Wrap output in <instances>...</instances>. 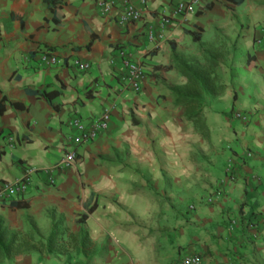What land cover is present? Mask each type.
<instances>
[{"label": "crops", "instance_id": "obj_1", "mask_svg": "<svg viewBox=\"0 0 264 264\" xmlns=\"http://www.w3.org/2000/svg\"><path fill=\"white\" fill-rule=\"evenodd\" d=\"M57 2L0 0V180L25 165L51 167L75 133L73 116L106 112L107 128L76 148L75 168L53 174V186L36 173L21 198L0 203L10 233L44 243L57 232L60 251L0 264H174L192 254L200 264H264V43H254L264 0H199L158 43L146 42L145 25L174 0H147L144 18L123 25L95 0ZM118 49L143 68L138 93L109 64ZM44 52L57 63L42 66ZM205 55L216 57L223 90L203 98L200 131L172 88L186 82L178 64ZM77 59L89 70L79 72Z\"/></svg>", "mask_w": 264, "mask_h": 264}, {"label": "built area", "instance_id": "obj_2", "mask_svg": "<svg viewBox=\"0 0 264 264\" xmlns=\"http://www.w3.org/2000/svg\"><path fill=\"white\" fill-rule=\"evenodd\" d=\"M199 0H174L167 13L158 14L156 21L145 25V40L148 43H158L164 40L163 32L170 22L179 16L194 14ZM147 0H95V6L100 15L104 17L112 16L115 23L123 25L131 22H140L148 13ZM261 37L254 40L256 45L264 43V29ZM130 53L124 49H118L113 58L109 59V64L117 67V74L121 87L134 93L140 90L144 71L141 64L133 62ZM42 66L50 67L57 63V58L50 52H44L39 57ZM73 66L79 72L89 70V64L85 61L75 60ZM233 118L246 123L248 118L245 114L233 111ZM107 113L103 112L94 119H81L73 116L68 126L75 130L73 134H66L64 137L65 150L59 155L57 161L49 168L35 170L31 166H22L19 177L14 180H0V203L8 204L21 198L30 188L32 177L40 173L46 185L53 186V174L65 168H75L77 163L76 148L82 144L94 140L107 128ZM5 146L9 149L14 147V139L10 135L5 136ZM249 156L248 153L245 154ZM231 167L228 165L226 172L230 173ZM231 179V178H230ZM191 208V206H189ZM174 264H200V258L196 254L183 256Z\"/></svg>", "mask_w": 264, "mask_h": 264}, {"label": "trees", "instance_id": "obj_3", "mask_svg": "<svg viewBox=\"0 0 264 264\" xmlns=\"http://www.w3.org/2000/svg\"><path fill=\"white\" fill-rule=\"evenodd\" d=\"M58 0H46L50 8L58 7ZM234 5H240L244 0H225ZM197 41V36H192ZM216 65V57L206 56L201 64L197 58L190 57L178 64L179 73L186 79L183 85L172 88L175 96L174 105H181L185 109V118L193 123V126L200 131L206 128L200 119L202 100L205 97L220 94L223 85L219 84L213 72ZM37 93V92H36ZM41 94L46 100L58 95L57 91ZM82 218V216H81ZM57 232L51 231L44 243L34 241L29 237L17 236L10 233L0 220V262L7 259L19 261L23 254L30 250H37L45 254L57 253L60 248H54L53 241L57 238Z\"/></svg>", "mask_w": 264, "mask_h": 264}, {"label": "rangeland", "instance_id": "obj_4", "mask_svg": "<svg viewBox=\"0 0 264 264\" xmlns=\"http://www.w3.org/2000/svg\"><path fill=\"white\" fill-rule=\"evenodd\" d=\"M213 36H224V34H222V35H221V34H220V35H215V34H214ZM29 238H30V237H29Z\"/></svg>", "mask_w": 264, "mask_h": 264}]
</instances>
